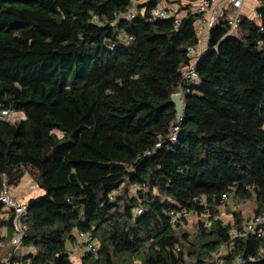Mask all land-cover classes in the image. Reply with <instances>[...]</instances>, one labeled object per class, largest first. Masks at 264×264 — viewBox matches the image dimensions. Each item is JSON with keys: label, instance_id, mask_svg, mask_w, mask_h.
I'll return each instance as SVG.
<instances>
[{"label": "trees", "instance_id": "1", "mask_svg": "<svg viewBox=\"0 0 264 264\" xmlns=\"http://www.w3.org/2000/svg\"><path fill=\"white\" fill-rule=\"evenodd\" d=\"M196 1L173 2L175 27L152 18L160 0H0V110L24 116L0 121V192L32 171L43 194L17 251L0 202V264H73L78 232L98 247L82 264H264L250 216L221 218L264 210V2L233 34L227 6L198 52ZM179 213L197 219L192 239Z\"/></svg>", "mask_w": 264, "mask_h": 264}, {"label": "built area", "instance_id": "2", "mask_svg": "<svg viewBox=\"0 0 264 264\" xmlns=\"http://www.w3.org/2000/svg\"><path fill=\"white\" fill-rule=\"evenodd\" d=\"M144 0H134V3H142ZM177 0H160L159 6H157L152 12L151 16L153 19H173L174 26L178 27L180 25L181 20L185 16V13L177 12V8L173 2ZM214 0H199L197 1L193 8L191 9V13L196 15L195 25L197 27L198 32L205 31L208 33L209 29L214 24L213 19L208 18V12L211 7V3ZM245 0H228L227 6L233 8L234 13L230 17L229 20V34H233L238 27L240 22L241 12ZM134 11H132V15H134ZM199 47V46H198ZM198 49V48H197ZM196 50L194 48H188L187 57L189 58L190 64L185 66L182 69V79L183 80H194L196 78L195 74V61H196ZM182 96L181 91L178 93ZM20 120H24V116L19 113H15L12 111H2L0 110V121L5 123H15ZM176 132L174 129L173 134ZM172 139H174L172 137ZM115 195V193H114ZM114 195L110 197V200H113ZM0 202L11 212V227L13 231V236L11 239V246L14 247L15 251H17L21 246V241L24 235L25 226L23 224V217L26 213V208L24 203H20L16 197L13 195L12 189L3 186V189L0 192ZM135 213L140 215L142 213L141 207H137L135 209ZM190 214L188 213H179L173 216V223H175L180 218H189ZM244 232L246 233H257L258 237L264 236V210L258 214H253L250 216L248 221L245 223ZM84 248L87 252H91L93 254L97 253L98 247L95 241L92 240L89 233L78 232L76 235V241L74 243L68 244L67 249L69 254L71 255L79 248ZM2 247V245H0ZM239 261V260H238ZM141 264V263H139Z\"/></svg>", "mask_w": 264, "mask_h": 264}, {"label": "rangeland", "instance_id": "3", "mask_svg": "<svg viewBox=\"0 0 264 264\" xmlns=\"http://www.w3.org/2000/svg\"><path fill=\"white\" fill-rule=\"evenodd\" d=\"M139 3V2H138ZM58 137H61L60 133H57ZM34 172H29L28 174L24 175L23 179L21 180L20 184L16 187L13 188V195L17 198V200L20 203H24L27 199L32 198V197H38L43 195L40 190H38V187L36 186V183L33 179ZM22 202H21V201ZM231 209H227L225 206L224 208H221V218L226 221L230 222L232 221L231 215L229 211H236L240 212V214L244 217L247 218L251 216L254 211H255V203L253 201H247V202H236V203H231L230 204ZM197 219L190 217L189 220L187 221L186 225H182L184 227L186 233L190 236V239L197 233ZM86 250L84 248H79L76 250L74 253L71 254L70 259L73 264H82V259L85 255ZM1 259L5 263H7L8 256L6 253H3L2 251L0 252ZM264 255V251H263Z\"/></svg>", "mask_w": 264, "mask_h": 264}, {"label": "crops", "instance_id": "4", "mask_svg": "<svg viewBox=\"0 0 264 264\" xmlns=\"http://www.w3.org/2000/svg\"><path fill=\"white\" fill-rule=\"evenodd\" d=\"M197 1H199V0H197ZM263 2H264V0H245V3H244L243 8H242V14H245L249 17L256 15L257 11L262 6ZM227 4H228V0H214L211 3V7H210L208 15H207L208 18L216 20L217 17L220 16L222 14L223 10L227 7ZM207 34L208 33H206L204 30L200 32V36H199L200 43H199V47L197 49L198 52H201L202 50H204L206 48L207 41H208V35ZM29 199H27L24 202V204ZM6 234H7L6 228L0 227V240L5 238ZM0 244H4V242L1 241Z\"/></svg>", "mask_w": 264, "mask_h": 264}, {"label": "water", "instance_id": "5", "mask_svg": "<svg viewBox=\"0 0 264 264\" xmlns=\"http://www.w3.org/2000/svg\"><path fill=\"white\" fill-rule=\"evenodd\" d=\"M171 103L175 107L176 119L180 120L183 116L184 102L180 94H175L171 97Z\"/></svg>", "mask_w": 264, "mask_h": 264}]
</instances>
